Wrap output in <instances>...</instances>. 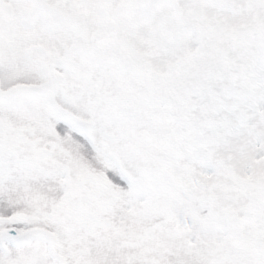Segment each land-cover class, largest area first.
Returning <instances> with one entry per match:
<instances>
[{
  "label": "snow or ice",
  "instance_id": "6c2138e0",
  "mask_svg": "<svg viewBox=\"0 0 264 264\" xmlns=\"http://www.w3.org/2000/svg\"><path fill=\"white\" fill-rule=\"evenodd\" d=\"M0 264H264V0H0Z\"/></svg>",
  "mask_w": 264,
  "mask_h": 264
}]
</instances>
